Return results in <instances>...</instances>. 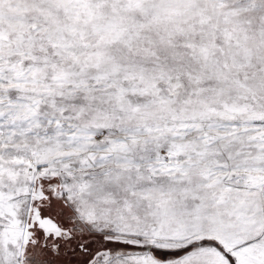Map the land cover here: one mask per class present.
Masks as SVG:
<instances>
[{"label": "snow or ice", "instance_id": "obj_1", "mask_svg": "<svg viewBox=\"0 0 264 264\" xmlns=\"http://www.w3.org/2000/svg\"><path fill=\"white\" fill-rule=\"evenodd\" d=\"M0 264H264V0H0Z\"/></svg>", "mask_w": 264, "mask_h": 264}]
</instances>
